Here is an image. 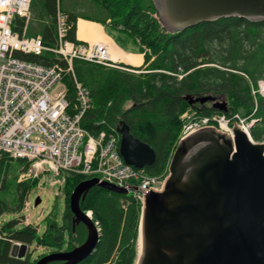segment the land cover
<instances>
[{
	"label": "trees",
	"instance_id": "1",
	"mask_svg": "<svg viewBox=\"0 0 264 264\" xmlns=\"http://www.w3.org/2000/svg\"><path fill=\"white\" fill-rule=\"evenodd\" d=\"M59 10L69 18V39H76L79 19L102 24L107 32L112 26L127 32L129 41L144 54V65L124 66L135 70L130 72L74 61L71 72L64 59L50 52L41 56L17 53V57L61 66L71 101L75 98V79L83 83L89 89L93 106L84 115L83 127L98 135L117 128L121 122L126 123L135 138L156 152V161L147 168L152 176L165 174L180 138L181 116L191 109L189 97L229 99L231 111L227 114L243 109V116L256 120L251 129L253 140L264 141V99H255L252 94V86L264 79V21L222 18L169 33L153 0H32L30 21L16 18L13 30L27 37L41 36L45 45L55 47ZM196 113L220 114L207 106L197 108ZM28 167V162L23 160L7 155L0 158V218L22 211L35 184L18 182L19 173ZM84 180L86 177L81 175L67 178L66 210L61 226L49 218L46 230L39 234L36 226L19 229L17 220L2 223L0 264H35L30 253L23 260L12 257L15 242L54 250L65 247L70 250L84 243L87 231L83 225L73 230L69 207L72 192ZM81 209L93 212L101 235L93 255L80 264L137 263L141 205L130 195L94 187L81 202Z\"/></svg>",
	"mask_w": 264,
	"mask_h": 264
},
{
	"label": "water",
	"instance_id": "2",
	"mask_svg": "<svg viewBox=\"0 0 264 264\" xmlns=\"http://www.w3.org/2000/svg\"><path fill=\"white\" fill-rule=\"evenodd\" d=\"M153 2L169 33L222 18L264 21V0ZM187 100L190 106L214 102V109L229 111L222 98ZM234 123V142L214 126H203L179 142L162 190L149 188L145 194L136 264H264V144L250 141ZM117 131L126 164L137 169L154 164L155 150L135 138L126 123L121 122ZM94 187L128 193L99 179L80 183L69 207L74 225L85 226L86 241L69 252L47 255L37 264H80L93 255L100 235L81 202ZM40 203L37 198L35 206ZM27 250V245H15L12 257L24 259Z\"/></svg>",
	"mask_w": 264,
	"mask_h": 264
},
{
	"label": "built area",
	"instance_id": "3",
	"mask_svg": "<svg viewBox=\"0 0 264 264\" xmlns=\"http://www.w3.org/2000/svg\"><path fill=\"white\" fill-rule=\"evenodd\" d=\"M31 2L0 0V154L34 161L32 169L21 175L20 181L43 173L51 186L62 187L66 174L98 177L129 190L143 206L147 190L161 191L167 176L155 177L144 169L127 165L120 155V139L114 128L93 135L83 127L84 115L92 109L91 94L75 79V98L71 101L61 66L17 57V53L40 56L50 52L64 59L69 64L68 71L73 72L75 60L113 67L109 47L70 40L71 25L60 12L55 47L45 45L41 37L20 35L13 30V19L29 20ZM252 92L264 98V80ZM182 118L189 116L186 113ZM234 122L249 133L255 120L248 121L238 114L194 118L183 126L181 138L203 126H214L232 137Z\"/></svg>",
	"mask_w": 264,
	"mask_h": 264
},
{
	"label": "rangeland",
	"instance_id": "4",
	"mask_svg": "<svg viewBox=\"0 0 264 264\" xmlns=\"http://www.w3.org/2000/svg\"><path fill=\"white\" fill-rule=\"evenodd\" d=\"M108 32L113 36V38L117 41L119 44H123L125 47H133L135 44L132 41H129V35L127 32L121 31L119 29H115L112 26H109ZM229 103V101H228ZM240 116L245 115V112L243 109H240L238 113ZM190 115L192 116L189 118V123L194 116L192 112H190ZM198 116V114H196ZM254 143H258L253 141ZM169 168H167L168 171ZM170 170V169H169ZM167 174V177L170 174V171ZM157 177H166V174L157 176ZM28 182H33L29 180ZM60 191L59 186H51V184L47 181L46 177L43 176L39 178L35 184L33 185L29 196L28 201L30 204L29 211L22 210L20 212H11L8 214H5L3 217L0 218V225L2 223L10 222V221H20L18 228L25 227L26 223L21 220L24 219V217L29 216L31 224L35 225L36 227H39V233H42L44 229L46 228L48 224V219L53 218L56 220L57 224L62 225L63 223V216L66 210V195L65 190L62 189L61 194L59 197L56 196L57 192ZM11 198V197H10ZM9 198V199H10ZM37 198L41 199V203L39 206L35 207V202ZM31 253L32 258L36 259L40 257L43 254H49L50 251H52L50 248H43L39 247L37 245H34L31 247Z\"/></svg>",
	"mask_w": 264,
	"mask_h": 264
},
{
	"label": "crops",
	"instance_id": "5",
	"mask_svg": "<svg viewBox=\"0 0 264 264\" xmlns=\"http://www.w3.org/2000/svg\"><path fill=\"white\" fill-rule=\"evenodd\" d=\"M81 31L86 36L85 38L80 37ZM77 37L80 40L86 41V42H101V43L108 44L112 57L113 58L116 57V59H118V61L123 64L133 66V67H141L145 62L144 54L137 53V50L134 48L136 45L134 47H130V46L125 47L124 45H121V44L118 45L116 41L113 39V37L107 34V32L105 31V28L101 24L82 20V19L78 20ZM126 50L133 51L135 53L127 52ZM129 55L133 58L134 61H136V63L137 61L139 63L137 64L131 63V61H129L130 58H128L129 59L128 61L130 62L128 63L126 58ZM134 57L136 58V60Z\"/></svg>",
	"mask_w": 264,
	"mask_h": 264
},
{
	"label": "bare ground",
	"instance_id": "6",
	"mask_svg": "<svg viewBox=\"0 0 264 264\" xmlns=\"http://www.w3.org/2000/svg\"><path fill=\"white\" fill-rule=\"evenodd\" d=\"M82 25H83V24H82ZM80 37H81V38H85V37H86V36L82 33V31H81V33H80ZM123 56H124V55H123ZM115 58H116V57H115ZM128 58H130V60H129ZM134 58H135V57H134ZM126 59H127V61H128V60L131 61V63H136V61H134L133 58H132L130 55L127 56ZM135 60H136V58H135ZM138 60H139V59H138ZM129 61H128V63H130ZM137 63H139V62L137 61ZM137 63H136V64H137ZM65 73H66V72H65ZM66 74H67V73H66ZM82 84H83V83H82ZM83 85H84V84H83ZM237 128H238V127H237ZM238 129H240V128H238ZM240 130H241V129H240ZM242 130H243V129H242ZM242 130H241V131H242ZM243 131H244V133H245L247 136L249 135V133H247L245 130H243ZM231 138H232V142H234V135H233ZM249 140H250V138H249ZM250 141H252V140H250ZM252 142H253V141H252ZM258 143H259V144H264V141H263V142H258ZM145 202H146V201H145ZM88 258H89V257H88ZM88 258H87V259H88ZM87 259H86V260H87Z\"/></svg>",
	"mask_w": 264,
	"mask_h": 264
},
{
	"label": "flooded vegetation",
	"instance_id": "7",
	"mask_svg": "<svg viewBox=\"0 0 264 264\" xmlns=\"http://www.w3.org/2000/svg\"><path fill=\"white\" fill-rule=\"evenodd\" d=\"M73 230H76V228L77 227H79L80 225H74V217H73ZM61 226V225H60ZM66 234V233H65ZM85 242V241H84ZM83 244V243H82ZM77 247V246H76ZM75 248V247H74ZM73 248V249H74ZM73 249H67L66 247L65 248H62V249H57V250H54V249H51L52 251H50V254H52V253H54V252H62V251H64V252H69V251H71V250H73ZM42 258V257H41ZM41 258H39V259H41ZM38 259V260H39ZM35 264H37V262L35 263ZM54 264H60V262H56V263H54Z\"/></svg>",
	"mask_w": 264,
	"mask_h": 264
}]
</instances>
